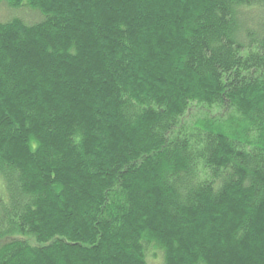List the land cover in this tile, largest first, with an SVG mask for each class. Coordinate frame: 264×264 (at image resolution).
<instances>
[{
  "label": "trees",
  "instance_id": "1",
  "mask_svg": "<svg viewBox=\"0 0 264 264\" xmlns=\"http://www.w3.org/2000/svg\"><path fill=\"white\" fill-rule=\"evenodd\" d=\"M0 5V264H264V0Z\"/></svg>",
  "mask_w": 264,
  "mask_h": 264
},
{
  "label": "rangeland",
  "instance_id": "2",
  "mask_svg": "<svg viewBox=\"0 0 264 264\" xmlns=\"http://www.w3.org/2000/svg\"><path fill=\"white\" fill-rule=\"evenodd\" d=\"M13 16H17L18 18L22 19L26 23H32L34 21H37L39 19V16L35 13H32L30 11H19V12H13L12 10L8 9L4 5H0V22L6 21L10 19ZM26 242H28L30 245H34L33 240L31 238H23ZM149 264H161V256L160 254L157 255L155 259L149 258L148 259Z\"/></svg>",
  "mask_w": 264,
  "mask_h": 264
}]
</instances>
